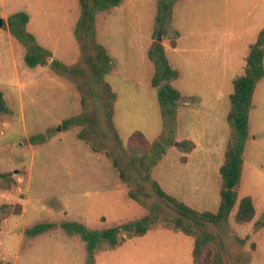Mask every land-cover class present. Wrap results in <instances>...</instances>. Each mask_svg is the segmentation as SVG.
<instances>
[{
    "label": "rangeland",
    "instance_id": "1",
    "mask_svg": "<svg viewBox=\"0 0 264 264\" xmlns=\"http://www.w3.org/2000/svg\"><path fill=\"white\" fill-rule=\"evenodd\" d=\"M156 5L157 0H122L95 13V42L112 64L102 73L98 49L91 42L86 49L75 33L79 0H0V92L10 109L0 115V172H10L15 181L0 189V205L13 210L0 220V262L193 264V238L160 223L114 248L100 246L93 262L81 237L62 226L77 221L101 230L147 214L178 216L126 150L132 132L152 141L162 129L147 55L154 41ZM16 12L28 14L27 31L69 70L24 63L25 47L7 24ZM262 27L264 0H176L166 26L169 37L177 35L176 47L158 34L170 65L179 72L172 84L185 101L177 109L175 142L166 147L151 177L198 211L217 209L228 95ZM104 83L116 94L112 120L117 137L106 122ZM36 134L48 139L31 143ZM186 139L195 145L190 152L179 148ZM243 156L238 198L252 197L253 220L237 224L230 215L225 225H191L222 241L224 264H264V227L254 224L264 213V78L253 94ZM39 223L50 225L35 235L26 232Z\"/></svg>",
    "mask_w": 264,
    "mask_h": 264
},
{
    "label": "trees",
    "instance_id": "2",
    "mask_svg": "<svg viewBox=\"0 0 264 264\" xmlns=\"http://www.w3.org/2000/svg\"><path fill=\"white\" fill-rule=\"evenodd\" d=\"M122 0H79L81 17L78 21L79 29L75 31L79 41L85 43L88 49L91 42L102 55L99 68L102 73L111 68L110 57L104 47L95 42L94 20L97 11H109L118 6ZM176 0H157L156 13L154 18V41L150 44L147 55L153 64V74L150 84L156 90V97L160 110L162 129L160 134L152 141H149L140 131L132 132L127 139V152L132 160L139 164L143 178L151 183L156 195L170 206L178 216L172 219L158 218L147 214L140 219L120 223L101 230L88 229L84 224L77 221L63 224L69 233H77L85 242L88 258L93 262L95 251L100 246L114 248L123 244L127 239L134 236L144 235L152 226L160 223L165 227L180 231L193 238V248L191 251L193 264H224L223 243L218 238L207 232L196 230L191 223L199 226L225 225L230 215L237 224H246L253 220L256 214L253 199L249 195L238 198V188L241 181L242 168L244 163V149L249 137V114L252 107L253 94L258 82L264 78V27H262L253 43L249 45V50L245 56V67L241 75L232 80V91L228 95L229 109L226 120L228 124V138L223 153V161L219 167L220 189L219 203L216 211H198L183 201L178 200L165 192L156 180L151 177V172L166 152V147L175 142V129L177 109L184 101V95L173 86L172 82L179 77V72L172 68L166 56L165 48L157 40L158 34L162 38L168 39L172 48L177 43L176 36H168L166 26L171 22L173 6ZM29 16L26 12H16L7 19L10 33L25 47L24 63L30 67L49 65L52 69L69 70L60 62L51 57V52L38 44L33 34L27 31L26 25ZM90 61L92 58L88 57ZM105 92L109 101L106 112V122L109 129L117 133L113 125V106L116 94L107 83H104ZM10 113L6 105L2 92H0V115ZM71 119H65L64 124H68ZM169 135L166 136V133ZM48 138L43 134H36L30 137L31 143L44 142ZM179 148L183 152H190L194 148L191 140H182ZM109 155V154H108ZM114 167L119 171V175L124 179V172L118 162L112 160ZM15 181L10 172H0V189H8L14 185ZM129 196L136 199V196L129 193ZM19 211L20 205L16 206ZM9 204L0 205V220L12 213ZM255 227H264V213L255 221ZM50 224L39 223L27 229L28 234H38L43 232ZM0 264H10V262H0Z\"/></svg>",
    "mask_w": 264,
    "mask_h": 264
},
{
    "label": "water",
    "instance_id": "3",
    "mask_svg": "<svg viewBox=\"0 0 264 264\" xmlns=\"http://www.w3.org/2000/svg\"><path fill=\"white\" fill-rule=\"evenodd\" d=\"M4 25V21L3 19L0 18V27H2ZM161 38H158V40L160 41Z\"/></svg>",
    "mask_w": 264,
    "mask_h": 264
}]
</instances>
